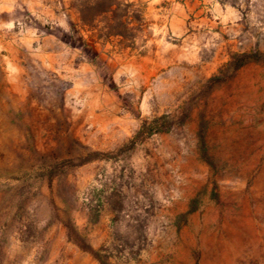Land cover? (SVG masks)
Wrapping results in <instances>:
<instances>
[{
  "label": "rangeland",
  "instance_id": "374dc122",
  "mask_svg": "<svg viewBox=\"0 0 264 264\" xmlns=\"http://www.w3.org/2000/svg\"><path fill=\"white\" fill-rule=\"evenodd\" d=\"M130 2L0 0V264H264V0Z\"/></svg>",
  "mask_w": 264,
  "mask_h": 264
},
{
  "label": "trees",
  "instance_id": "16d2710c",
  "mask_svg": "<svg viewBox=\"0 0 264 264\" xmlns=\"http://www.w3.org/2000/svg\"><path fill=\"white\" fill-rule=\"evenodd\" d=\"M131 0H78L76 9L84 25L94 27L105 19L108 23V29L115 27V34L111 31L108 36L123 37V33L116 31L117 28L125 27L126 17L129 9L133 7ZM113 24H115L113 26Z\"/></svg>",
  "mask_w": 264,
  "mask_h": 264
}]
</instances>
